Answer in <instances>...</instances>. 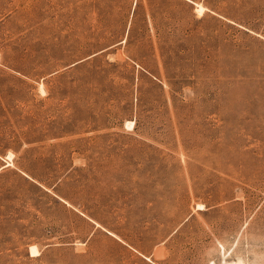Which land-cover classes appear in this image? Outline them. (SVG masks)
<instances>
[{"label": "rangeland", "instance_id": "rangeland-1", "mask_svg": "<svg viewBox=\"0 0 264 264\" xmlns=\"http://www.w3.org/2000/svg\"><path fill=\"white\" fill-rule=\"evenodd\" d=\"M0 264H264V0H0Z\"/></svg>", "mask_w": 264, "mask_h": 264}, {"label": "bare ground", "instance_id": "bare-ground-1", "mask_svg": "<svg viewBox=\"0 0 264 264\" xmlns=\"http://www.w3.org/2000/svg\"><path fill=\"white\" fill-rule=\"evenodd\" d=\"M197 10H198V12H203L204 11V7L203 6H201V5H197ZM42 91L44 92V89H42ZM131 125L133 124V123H130ZM199 207L201 208L202 206L201 205H199ZM33 251L35 252L36 250H35V248H33ZM38 253V252H37Z\"/></svg>", "mask_w": 264, "mask_h": 264}]
</instances>
